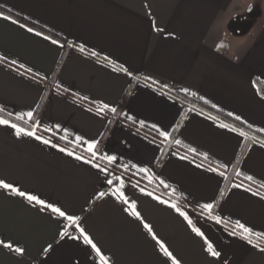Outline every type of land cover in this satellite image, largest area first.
I'll return each mask as SVG.
<instances>
[{
  "label": "crops",
  "instance_id": "crops-1",
  "mask_svg": "<svg viewBox=\"0 0 264 264\" xmlns=\"http://www.w3.org/2000/svg\"><path fill=\"white\" fill-rule=\"evenodd\" d=\"M0 6L67 42L12 17L5 19L4 13L0 16V111L15 118L32 111L34 117L45 84L53 82L97 110L51 89L35 126L87 152L95 141L98 158L146 185L37 133L40 140L17 136L10 125H0V179L79 216L108 264H173L145 223L179 264H264V246L233 235L206 212L208 216L197 213L202 212L200 205L213 203L212 216L238 230L239 221L253 229L251 237L264 242L254 234L264 233V196L226 178L252 176L248 181L264 189V144L246 142L241 131L187 108L164 89L179 90L256 130L264 129V96L257 90V83H264V0H0ZM101 103L116 111H104L113 116V125L100 144L110 122L98 112ZM118 116L160 141L125 126ZM224 124L228 127H221ZM176 147L218 169L181 155ZM121 182L123 195L135 201L141 219L131 214L130 203L112 194ZM171 204L186 212L204 236ZM65 225L67 220L47 208L0 187V264H100L90 245L72 238L81 237L79 229L69 226L70 235L61 239ZM205 238L219 256L206 251ZM6 243L13 248L4 247Z\"/></svg>",
  "mask_w": 264,
  "mask_h": 264
},
{
  "label": "trees",
  "instance_id": "trees-1",
  "mask_svg": "<svg viewBox=\"0 0 264 264\" xmlns=\"http://www.w3.org/2000/svg\"><path fill=\"white\" fill-rule=\"evenodd\" d=\"M0 12H3L4 14L12 17L13 19L53 38V39H56L62 43H67L63 38H61L60 36L56 35L55 33L53 32H50L48 31L47 29L35 24L34 22H31L7 9H5L4 7L0 6ZM62 61V59H61ZM60 61V62H61ZM6 66H9V67H13L15 69H17L18 71H20L21 73L25 74L26 76L30 77L31 79L33 80H36L38 82H43L39 77L35 76V75H32L26 71H23L13 65H11L10 63L8 62H5V61H2ZM144 81V80H142ZM134 85V82H132L128 89L126 90L122 100L120 101V106L123 105L124 101L126 100V98L128 97V95L130 94L131 90H132V87ZM158 88L161 87L157 84H155ZM51 89H55L57 90L58 92H60L61 94H63L64 96L68 97V98H71V99H75L79 102H81L82 104L92 108V109H95L97 110V108L95 107V105H93L92 103L88 102V101H85V100H82L78 97H76L75 95H73L72 93L66 91V90H63L61 88H58L57 86H55V84L53 82H47L45 84V92H44V95L42 96L40 102H39V105L34 113V117L33 119L30 121V122H24V121H21V120H17L15 117L11 116V115H8L2 111H0V116L2 117H5L6 119L12 121L13 123H16L26 129H29V130H33V125H35V120L46 100V97L49 93V91ZM167 92V94L172 97L173 99H176L178 100L179 102H181L182 104H184L187 108H193L195 110H198L200 112H203L207 115H210L211 117L219 120V121H222L228 125H230L231 127L239 130V131H243L245 134H246V139L248 142L250 139H254L256 141H259L260 143L264 144V133L259 131V130H256L254 128H252L251 126L227 115V114H224L222 113L221 111H218L216 110L215 108L205 104V103H202L192 97H190L189 95L179 91V90H174V89H169V88H164ZM257 90L258 92L264 96V83L263 82H258L257 83ZM104 115H107L110 117V122L102 136V138L100 139V144L105 140L106 136L108 135L112 125H113V116L110 115L108 112H102ZM119 120L127 127L153 139V140H158L160 141V139L155 135L153 134L152 132L146 130V129H143V128H140L138 127L137 125H135L134 123L128 121V120H125L124 118H122L121 116H118ZM35 132L38 134V135H41L43 137H46L48 139H50L51 141L63 146V147H66V148H69L71 149L72 151L82 155V156H85V157H92L94 158L95 160H97L100 164L104 165L105 167H107L108 169L112 170L113 172L117 173V174H120L122 177L128 179V180H131V181H134L136 183H138L139 185H146L145 181L133 176L132 174L124 171L123 169L117 167L116 165L114 164H111L109 162H106L100 158H98V156H93V154H90L89 152L77 147V146H74L64 140H62L61 138L57 137V136H54L53 134H50L48 132H46L45 130H42V129H39L35 126ZM247 144V143H246ZM246 144L243 146L240 154H239V158L238 160L240 159V157L242 156V154L244 153V150H245V147H246ZM179 153H181V155H184V156H187L191 159H193L194 161L196 162H199L203 165H206L208 167H215L212 163H210L209 161L205 160L203 157L201 156H198L197 154H194V153H191L183 148H180V147H176L175 148ZM216 169H218L217 167H215ZM227 178V181L228 180H235L237 181L238 183H240L241 185L245 186V187H248L250 189H252L253 191L261 194L264 196V189L249 182L248 180L238 176V175H235V174H227L226 176ZM160 193L164 194V195H167L168 197L172 198L171 196H169L166 192H164L161 188H159ZM224 191V190H223ZM175 202L178 203L179 205H184L180 200L178 199H175ZM197 211V210H196ZM198 214L202 215V216H208L206 213H202L201 211H197ZM214 220V219H213ZM220 225H222L223 227L227 228V229H230V230H233V231H236L238 233H240V230L238 229H235L234 227L230 226L229 224L225 223V222H222L220 221L219 222ZM249 239H251L253 242H255L256 244L258 245H261V246H264V242L259 240V239H256V238H253L251 236H247Z\"/></svg>",
  "mask_w": 264,
  "mask_h": 264
},
{
  "label": "snow or ice",
  "instance_id": "snow-or-ice-1",
  "mask_svg": "<svg viewBox=\"0 0 264 264\" xmlns=\"http://www.w3.org/2000/svg\"><path fill=\"white\" fill-rule=\"evenodd\" d=\"M0 16H4L3 12H0ZM5 19H11L10 16H5ZM33 29L29 28L28 31H32ZM39 34V33H38ZM53 43H56V41H53ZM83 49H81L82 51ZM92 55H95V53H92ZM124 72H126L128 75H131L130 72H128V70L126 68L122 69ZM182 91L187 92V89H182ZM105 110H110L112 112H115L116 109L115 108H110V106L108 104H103L101 103V105L98 108V112H103ZM229 115H231V113H229ZM25 116H27L29 119H31L33 117V112L32 111H28L27 113L24 114H19L16 116L17 120H24ZM237 120L240 119V117H236ZM0 125H10L11 128L15 129V134L17 136L20 135H27V136H34L37 140H40L41 137L36 135L35 132V125H33V130H28L24 127L19 126L16 123H11L10 120L8 119H4L3 117H0ZM221 127H225L227 128L228 125L224 124L221 125ZM232 131H236L235 128L232 129ZM260 131L264 132V129H260ZM161 135L167 137L168 133L166 132H161ZM241 136L246 135L243 131L240 132ZM77 141L82 140V137H77L76 138ZM43 143H49L48 140H43ZM177 144L181 143V141L177 140L176 141ZM95 146V141H92L88 144V151L90 153L93 154V156H95V153L93 152V148ZM61 151H64V149H61ZM192 151H195V149H192ZM69 155H72V153H68ZM77 159H82V157L77 156ZM107 160L111 161L114 159V157H107ZM89 163H91L92 161H88ZM97 167H99V165H96ZM221 167H225V165H221ZM141 171L147 172V169H141ZM209 171H216V169H212L210 168ZM220 175H223V173H220ZM113 179H119L117 177H114ZM247 179L249 181L253 180L252 176H247ZM112 181H109V183H111ZM161 183H163V181H161ZM0 187L4 188V189H8L11 192L15 193L16 195H19L21 197H25L30 203L31 202H35L36 204H39L45 208H47L48 210H50L52 213L56 214L59 217L64 218L65 220H67L69 222V225H65L64 230H62L60 232V237L61 239H63L65 236H69L70 234L67 231V228L69 226H73V230L75 231L76 229H79V232L81 233V237H72L74 239H83V243L86 245H90L91 249L94 250V252L96 253V255L99 257V262L100 264H108V258L102 253L101 248H99L96 243L93 242L92 238L86 233L85 229L83 227H81V218L77 215H75L74 213H70L68 210H62L61 207H58L52 203H46L44 200L40 199L38 196L36 195H31L28 193H25L24 191H21L18 187L14 186L11 183L6 182L4 179H0ZM123 188V182H121L119 184V186L115 189V191L112 193L113 195H117L118 198H122L124 200L125 203H130L131 204V208L133 209V211L131 212L132 215L136 216L138 219H141L140 217V213L137 211H134L135 209V201H131L129 202L127 197H125L123 195V192L121 191V189ZM249 191L251 190L250 188L248 189ZM141 191L143 192L144 190L141 189ZM147 195H152V193H146ZM101 196H104L105 193H100ZM156 199H160L159 197H156ZM161 203H168V201H164V200H160ZM172 208H174L177 212H179V214L181 216L184 217V219L188 222V224L190 226H192V230L199 236L203 237L204 233L200 231L199 228H196L195 226H193V222L192 220L189 218L188 214L186 212H183L180 210V208L176 205V204H171L170 205ZM200 208L202 210V213H208L209 218L216 220L217 223L220 222V217H216V216H212L211 212L214 208V204L213 203H204L202 205H200ZM126 211H128V209H126ZM144 227L148 230V232L152 235L153 240L156 241L159 249L163 252V254L169 258L172 259L173 264H179V261L175 259V257L173 256L172 252L168 250V248L165 246V243L163 241H161L153 232L151 226L147 223L144 224ZM236 227L239 228L241 231L240 233L237 232H233V235H241L242 238L247 239V236H244L243 234H248V236H251L253 234V229L245 226L244 224L240 223L239 221L236 222ZM257 237H262L264 238V233H254ZM3 243V242H0ZM248 243L252 244L253 241L251 239H248ZM205 244L207 245L206 247V251L209 252V254H211L212 256H219L220 253L214 250V247L212 245L211 242H209L206 238H205ZM256 247H259V245H255ZM4 247H7L9 249L13 248L12 243H6L4 244ZM51 247V246H49ZM262 251H264V248L261 249ZM16 252H23V249L20 247H16L15 248ZM45 251H47V249H45Z\"/></svg>",
  "mask_w": 264,
  "mask_h": 264
}]
</instances>
